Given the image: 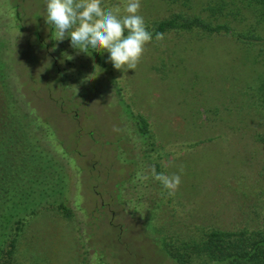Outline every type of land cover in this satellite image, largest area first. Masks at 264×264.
<instances>
[{"label":"rangeland","instance_id":"1","mask_svg":"<svg viewBox=\"0 0 264 264\" xmlns=\"http://www.w3.org/2000/svg\"><path fill=\"white\" fill-rule=\"evenodd\" d=\"M190 1L198 12L206 0ZM126 3L101 7L119 6L122 16ZM140 3L141 16L171 11L162 0ZM46 15V0H0V108L8 100L38 113L29 129L63 165L72 211L39 210L9 264H177L163 236L196 224H260L264 58L256 49L223 35L170 33L145 46L134 70L119 71L70 37L55 40ZM129 110L149 119L164 174L180 175L173 195L152 178L154 155Z\"/></svg>","mask_w":264,"mask_h":264},{"label":"trees","instance_id":"2","mask_svg":"<svg viewBox=\"0 0 264 264\" xmlns=\"http://www.w3.org/2000/svg\"><path fill=\"white\" fill-rule=\"evenodd\" d=\"M162 1L170 7L168 15L142 16L152 40L157 33L163 37L170 33L223 35L256 49L264 58V0H206L198 12L192 10L190 0ZM88 52L101 67L112 65L107 64V52L91 48ZM22 107L3 100L0 108V264H9L39 210L57 205L68 215L72 211L63 199L66 171L29 129L28 116L39 117L38 113L33 107ZM128 113L146 152L154 155L151 160L156 173L164 174L160 159L165 158V152L158 153L160 147L149 119L131 110ZM261 218L260 224L252 228L189 226L182 235L163 236L162 249L177 264H264V211Z\"/></svg>","mask_w":264,"mask_h":264},{"label":"clouds","instance_id":"3","mask_svg":"<svg viewBox=\"0 0 264 264\" xmlns=\"http://www.w3.org/2000/svg\"><path fill=\"white\" fill-rule=\"evenodd\" d=\"M140 7V0H127L125 14L121 16L119 6L104 9L101 0H46L45 20L54 29L55 40L63 41L67 36L72 47L84 53L89 48L107 52L114 69L128 71L137 67L145 46L153 38L139 14ZM162 39L163 34L157 33L156 40ZM151 175L169 195L174 194L181 182L180 175L156 173L154 168ZM141 179L147 180L148 176H141Z\"/></svg>","mask_w":264,"mask_h":264}]
</instances>
